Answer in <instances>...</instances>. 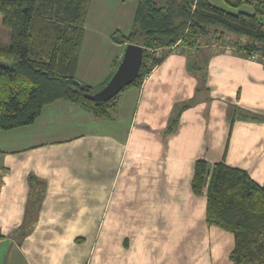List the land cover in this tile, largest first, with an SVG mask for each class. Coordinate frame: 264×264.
<instances>
[{
	"label": "crops",
	"instance_id": "crops-1",
	"mask_svg": "<svg viewBox=\"0 0 264 264\" xmlns=\"http://www.w3.org/2000/svg\"><path fill=\"white\" fill-rule=\"evenodd\" d=\"M136 6L90 1L79 81L99 90L111 78L125 48L110 36L129 32ZM104 46L114 56L99 55ZM189 52L178 44L124 90L111 120L56 102L31 125L0 131V264H231L234 237L207 226L193 166L224 160L264 185V122L236 120L229 135L227 121L230 105L264 115V66L205 45ZM193 62L200 71L188 69ZM30 176L41 182L35 207Z\"/></svg>",
	"mask_w": 264,
	"mask_h": 264
},
{
	"label": "trees",
	"instance_id": "trees-1",
	"mask_svg": "<svg viewBox=\"0 0 264 264\" xmlns=\"http://www.w3.org/2000/svg\"><path fill=\"white\" fill-rule=\"evenodd\" d=\"M90 1L0 0V21L8 32V43L0 45V131L31 125L43 108L56 102H69L95 119L111 120L119 95L140 87L175 44L189 52L197 49L202 38L210 37L213 41L207 45L212 53L228 50L264 66V0H223L234 9L251 7V13L228 12L208 0H136L129 32L116 30L110 38L124 48L127 44L142 48L138 75L110 100L94 102L89 96L97 90L75 74ZM118 64L113 63L115 69ZM188 65L189 70L200 71L195 63ZM199 80L196 91L204 86V76ZM191 105L187 102L175 107L166 134L174 131L181 113ZM236 120L264 122V115L230 105L229 135ZM29 183L35 207L40 201L41 182L30 176ZM204 191L207 226L234 237L231 264H264V185L255 183L245 170L227 166L224 160L210 164L197 159L191 192L201 196Z\"/></svg>",
	"mask_w": 264,
	"mask_h": 264
},
{
	"label": "water",
	"instance_id": "water-1",
	"mask_svg": "<svg viewBox=\"0 0 264 264\" xmlns=\"http://www.w3.org/2000/svg\"><path fill=\"white\" fill-rule=\"evenodd\" d=\"M143 50L140 46L127 44L122 58L109 79L99 91L89 96L94 102H105L119 94L130 85L137 77L142 64Z\"/></svg>",
	"mask_w": 264,
	"mask_h": 264
},
{
	"label": "rangeland",
	"instance_id": "rangeland-1",
	"mask_svg": "<svg viewBox=\"0 0 264 264\" xmlns=\"http://www.w3.org/2000/svg\"><path fill=\"white\" fill-rule=\"evenodd\" d=\"M212 5H215L216 7H219L221 9H224L225 11H228V12H232V13H238L239 11L243 10L245 12H248L250 13L251 11L250 10H246V8H249L251 9V7H248V6H245V7H242L241 9H234L232 7H230L226 2H224L223 0H208ZM263 19V22H264V18ZM128 33V32H127ZM0 39H3V43L0 44V45H6L8 43V32L6 29H4L1 25V21H0ZM7 41V42H6ZM213 41V39H211L210 37H207V38H202L200 40V45H205L207 47H209L207 45V43H210ZM106 46V45H105ZM104 46V49L103 50H99L97 53L101 56H114V48H107ZM219 48V47H218ZM87 52V46L84 48V51H83V54L85 55ZM83 55V56H84ZM87 56V54H86ZM109 81V80H108ZM107 81V82H108ZM106 85V84H105ZM104 87V86H103ZM102 88V87H101ZM100 88V89H101ZM99 89V90H100ZM97 90V91H99ZM96 91V92H97ZM17 132V133H16ZM21 131H13L12 133H8L6 136L7 137H15L16 135L15 134H19Z\"/></svg>",
	"mask_w": 264,
	"mask_h": 264
},
{
	"label": "built area",
	"instance_id": "built-area-1",
	"mask_svg": "<svg viewBox=\"0 0 264 264\" xmlns=\"http://www.w3.org/2000/svg\"><path fill=\"white\" fill-rule=\"evenodd\" d=\"M177 48H178V44H175L174 46L168 48V52H171V51L177 50Z\"/></svg>",
	"mask_w": 264,
	"mask_h": 264
}]
</instances>
